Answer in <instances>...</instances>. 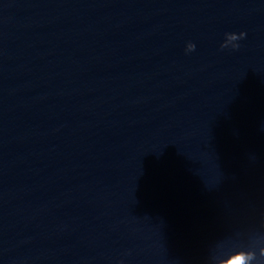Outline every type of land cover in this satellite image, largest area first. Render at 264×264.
Returning <instances> with one entry per match:
<instances>
[{
  "label": "water",
  "instance_id": "water-1",
  "mask_svg": "<svg viewBox=\"0 0 264 264\" xmlns=\"http://www.w3.org/2000/svg\"><path fill=\"white\" fill-rule=\"evenodd\" d=\"M0 264H264V0H0Z\"/></svg>",
  "mask_w": 264,
  "mask_h": 264
}]
</instances>
